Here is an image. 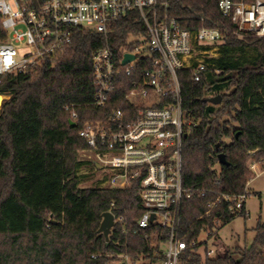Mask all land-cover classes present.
<instances>
[{"label":"trees","instance_id":"16d2710c","mask_svg":"<svg viewBox=\"0 0 264 264\" xmlns=\"http://www.w3.org/2000/svg\"><path fill=\"white\" fill-rule=\"evenodd\" d=\"M167 2L168 14L184 28L199 30L203 20L225 35L219 57L199 81L190 72L179 74L186 116L199 122L184 141L183 184L207 191L205 197L195 195L183 203L181 234L191 244L202 230L218 239V230L236 219L224 206L206 213L217 193L243 194L252 176L251 153L257 160L264 157V38H240L238 27L219 12V0ZM144 31L136 12L119 21L107 38L76 31L60 58L2 78L0 95L9 99L0 111V264H104L105 257L93 260L91 255L151 254L149 241L122 235L119 225L108 242L98 232L109 210L124 216L129 229L137 226L143 214L139 182L123 190L101 188L100 183L81 188L78 175L89 165L78 159L88 148L78 136L83 124L128 109L125 94L135 79L121 78L103 109L89 105L95 94L92 56L107 43L118 51ZM216 96L222 97L220 105L210 102ZM70 105L75 107L66 111ZM73 111L79 121L71 128ZM221 154L227 165L219 163ZM240 217L246 219L247 211ZM254 232L250 248L210 258L207 244L203 254L198 245L181 264H264V222Z\"/></svg>","mask_w":264,"mask_h":264},{"label":"built area","instance_id":"2783aa9c","mask_svg":"<svg viewBox=\"0 0 264 264\" xmlns=\"http://www.w3.org/2000/svg\"><path fill=\"white\" fill-rule=\"evenodd\" d=\"M167 6V0H0V82L7 75L60 58L76 31L107 38L119 21L134 12L144 25L145 31L131 36L118 51L107 43L92 56L95 94L89 105L103 109L119 80L132 77L125 94L130 107L112 111L106 120L85 122L78 135L88 146L81 151L82 158L93 173L101 175V188L123 190L139 182L143 214L134 229H129L124 216L108 212L122 235H141L149 241L151 254L137 258L127 251L91 255L93 260L105 257L104 264H181L188 250L211 238L202 230L206 241L188 244L181 234L184 201L195 195L205 197L207 191L183 184L184 141L199 122L186 116L179 74L190 72L199 81L213 67L225 35L206 27L203 20L199 30L184 28L168 14ZM218 10L238 27L240 38H264V0H219ZM21 45L29 51L19 57L17 46ZM126 55L134 60L123 64ZM78 121L73 111L71 122L77 127ZM255 154L251 153L248 164L250 181L264 176V157L257 160ZM249 196L247 190L233 196L217 193L206 215L224 206L238 217L246 210ZM207 255L212 258L213 251Z\"/></svg>","mask_w":264,"mask_h":264},{"label":"rangeland","instance_id":"374dc122","mask_svg":"<svg viewBox=\"0 0 264 264\" xmlns=\"http://www.w3.org/2000/svg\"><path fill=\"white\" fill-rule=\"evenodd\" d=\"M19 57H22L29 51L25 46H17ZM220 47L218 48V54ZM219 57V55H218ZM78 159L86 162L82 158L81 151L78 153ZM82 177L81 188H91L99 185L101 175L93 173L88 165H85L78 173ZM252 178V176H251ZM247 191L250 196L246 203L247 218L236 217L229 224L224 225L218 230V239L215 236L207 241L208 251H213L212 258L218 256L221 245L226 246L231 252L236 247L250 248L255 238L254 229L258 222H264V176L256 177L248 184ZM199 243L206 241V233L202 231L198 238ZM205 245L201 247V253H204Z\"/></svg>","mask_w":264,"mask_h":264},{"label":"water","instance_id":"95a60500","mask_svg":"<svg viewBox=\"0 0 264 264\" xmlns=\"http://www.w3.org/2000/svg\"><path fill=\"white\" fill-rule=\"evenodd\" d=\"M133 60H134L133 56L126 55L123 64H127ZM7 99H9V97L4 96V95H0V111L2 109V105H3L4 101ZM210 102L214 105H220L222 102V97L216 96V97L212 98ZM70 126H71V128H74L75 123L70 122ZM219 163L221 165H227L228 164L226 159H225V156L222 154L219 156ZM113 227H114V216L112 213L107 212L103 215V220H102V223H101L99 231H98L100 234H102L104 236V238L106 239L107 242L109 241V237L111 235ZM228 251H229V249L226 246L221 245L218 255H226L228 253Z\"/></svg>","mask_w":264,"mask_h":264}]
</instances>
